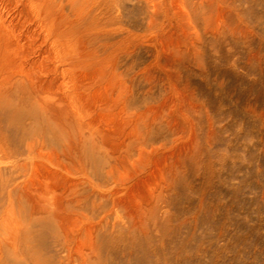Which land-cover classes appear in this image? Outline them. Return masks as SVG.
Listing matches in <instances>:
<instances>
[{"label": "rangeland", "instance_id": "rangeland-1", "mask_svg": "<svg viewBox=\"0 0 264 264\" xmlns=\"http://www.w3.org/2000/svg\"><path fill=\"white\" fill-rule=\"evenodd\" d=\"M0 264H264V0H0Z\"/></svg>", "mask_w": 264, "mask_h": 264}, {"label": "bare ground", "instance_id": "bare-ground-1", "mask_svg": "<svg viewBox=\"0 0 264 264\" xmlns=\"http://www.w3.org/2000/svg\"><path fill=\"white\" fill-rule=\"evenodd\" d=\"M36 24H37V23H36ZM4 32H5V31H4ZM3 35H4V34H3ZM7 66H8V65H7ZM2 69H3V68H2ZM47 81H48V80H47ZM44 89H45V88H44ZM36 90H37V89H36ZM110 99H111V98H110ZM110 99H109V100H110ZM104 100H105V99H104ZM112 101H113V99H112ZM110 102H111V101H110ZM110 102H109V103H110ZM114 102H116V101H114ZM118 102H119V101H118ZM111 103H112V102H111ZM104 105H105V104H104ZM112 132H113V131H112ZM102 136H103V135H102ZM105 137H106V136H105ZM107 138H108V137H107ZM108 139H109V138H108ZM108 139H107V140H108ZM101 140H103V139H101ZM105 140H106V138H105ZM104 143H106V142H103L102 144L104 145ZM108 144H109V143H108ZM105 145H106V144H105ZM139 153L141 154V152H139ZM138 156H139V155H138Z\"/></svg>", "mask_w": 264, "mask_h": 264}]
</instances>
